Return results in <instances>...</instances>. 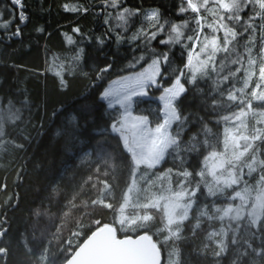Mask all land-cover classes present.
I'll use <instances>...</instances> for the list:
<instances>
[{"label": "trees", "instance_id": "16d2710c", "mask_svg": "<svg viewBox=\"0 0 264 264\" xmlns=\"http://www.w3.org/2000/svg\"><path fill=\"white\" fill-rule=\"evenodd\" d=\"M222 1L0 0V264H64L104 225L153 234L163 264H264V207L233 214L263 192L264 126L240 155L227 148L243 117L264 118L251 92L264 0ZM153 61L156 85L133 112L159 126L157 97L177 79L184 92L159 167L137 166L100 96ZM129 186L143 203L125 205ZM170 199L191 208L165 226ZM119 206L139 231L121 229Z\"/></svg>", "mask_w": 264, "mask_h": 264}, {"label": "rangeland", "instance_id": "374dc122", "mask_svg": "<svg viewBox=\"0 0 264 264\" xmlns=\"http://www.w3.org/2000/svg\"><path fill=\"white\" fill-rule=\"evenodd\" d=\"M219 2L223 5L222 0H219ZM260 69L257 80L251 86V92L253 99L264 101V66ZM158 75L159 64L157 61H153L137 73L111 81L100 96V100L105 103L106 108L115 115L116 121L111 126L110 131L120 137L124 150L131 156L137 166L159 167L164 153L171 142L169 139L170 128L174 120H177L173 102L174 99L184 92L179 79L175 81L172 87L162 91L157 97L162 107V124L151 127L145 117L136 115L133 112V105L137 98H148V88L156 85ZM247 87H249V84L245 88ZM258 117L260 118L258 119ZM246 119L254 121L253 128L242 127ZM238 124L237 131L232 129L227 137V148L232 155H240L241 153L237 149L243 146H250L253 140L260 135L261 128L264 126V118L262 115L245 116ZM218 164V160L212 162L209 170L211 172L217 171L220 168ZM124 196L125 205L133 207L143 203L136 186H129ZM157 198L151 195L150 200L156 201ZM238 199L240 202L237 208L233 210L234 216L258 219L262 212V207H264V189L263 192L258 193L254 197L251 196L249 199L241 196ZM180 205L182 204L174 199L167 200L165 206L163 205L168 213L165 226L182 221L186 217L191 207L189 204L187 206ZM125 209L127 208L120 206L116 209V212H119L118 221L123 219L125 223L120 224V227L123 231L134 234L137 232L138 227L130 224H134L140 216L137 213L128 215L124 212ZM144 218L146 219L145 222H147L149 215H145ZM252 219L251 221H253ZM126 225L130 226L127 227ZM147 235L152 239L153 234L148 233ZM155 245L157 246L156 243Z\"/></svg>", "mask_w": 264, "mask_h": 264}, {"label": "water", "instance_id": "95a60500", "mask_svg": "<svg viewBox=\"0 0 264 264\" xmlns=\"http://www.w3.org/2000/svg\"><path fill=\"white\" fill-rule=\"evenodd\" d=\"M64 264H162V256L145 234L119 238L113 227L102 226Z\"/></svg>", "mask_w": 264, "mask_h": 264}, {"label": "bare ground", "instance_id": "6f19581e", "mask_svg": "<svg viewBox=\"0 0 264 264\" xmlns=\"http://www.w3.org/2000/svg\"><path fill=\"white\" fill-rule=\"evenodd\" d=\"M204 182V181H203ZM206 182V181H205ZM200 190V189H199ZM205 193V192H204ZM204 197V196H203ZM201 198H202V196H201Z\"/></svg>", "mask_w": 264, "mask_h": 264}]
</instances>
